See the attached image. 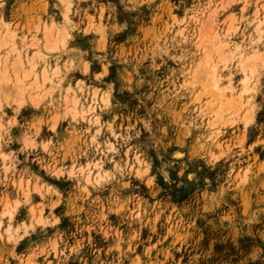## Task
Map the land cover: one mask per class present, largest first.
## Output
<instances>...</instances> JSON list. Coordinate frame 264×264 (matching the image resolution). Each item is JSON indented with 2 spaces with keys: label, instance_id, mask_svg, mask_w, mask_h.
<instances>
[{
  "label": "rangeland",
  "instance_id": "obj_1",
  "mask_svg": "<svg viewBox=\"0 0 264 264\" xmlns=\"http://www.w3.org/2000/svg\"><path fill=\"white\" fill-rule=\"evenodd\" d=\"M256 5H264V0L3 2L0 17L12 20L22 36L38 33L45 21L64 22L69 9V33L76 32L79 41L46 52L50 64L61 65V74L52 92L41 99V108L21 109L25 118L40 112L37 119L43 124L33 137L38 146L47 142L43 137L53 123L62 128L59 139L47 153L42 147L20 152L16 126L7 130L6 148L15 155V172L5 173L3 166L13 161L0 159V176L24 182L29 178L30 193L29 203L16 208L13 218L0 215V264H264V32L257 43L243 42L248 51L257 47L263 56L253 77L255 92L244 95H251L250 101L239 113L242 117L252 105L256 119L249 127L236 121L220 126L217 138L210 137L205 121L198 118L188 78L204 48L196 45L198 33L205 26L207 35L211 28L205 25L210 11L220 13L212 35L225 29L224 18L236 17L237 30L223 39L233 44L252 33L257 37L255 24H249ZM10 56L17 59L14 52ZM105 67L107 73L96 81ZM4 82L3 88L11 87ZM69 85L82 104L96 106L83 119L68 118L71 103L64 96ZM109 86L107 108L91 100L94 90L102 96ZM11 90L9 98L0 92V117L13 114L8 105L14 104L16 90ZM97 116L99 125L94 123ZM95 161L102 163L95 169L101 173L115 175V169H121L124 176L117 179L127 188L106 193L89 185L84 174L75 182L53 175L71 170L72 164L79 169ZM18 186L13 189L16 196L0 192V213L7 202L23 200ZM106 198L115 200L113 208L105 204ZM39 215L45 224L36 223ZM9 223L19 240H8L4 229ZM22 224L29 227L27 234Z\"/></svg>",
  "mask_w": 264,
  "mask_h": 264
},
{
  "label": "bare ground",
  "instance_id": "obj_2",
  "mask_svg": "<svg viewBox=\"0 0 264 264\" xmlns=\"http://www.w3.org/2000/svg\"><path fill=\"white\" fill-rule=\"evenodd\" d=\"M4 1L5 0H3V2ZM262 6L264 5H256V8H253L254 13H252L254 16L252 20L249 21V24H255L254 33L258 34L257 37H254L252 33L250 36H246L247 38L240 42L237 41L231 44L229 41H224L223 39L228 37L232 31H236V27L239 26L238 24V26H235V22L237 20L233 14H230L223 19L222 23H227L225 29L222 26L223 28L221 31L216 32L215 30V33L212 35L211 30L213 26L217 24V18H219L217 17V15L220 14L219 9L211 10L207 16V23H204L207 29L211 27L210 30L208 29L209 33L205 35V26L203 27V30H200L198 33L196 45L198 48H204L201 52V55H199L198 60L194 62L190 77H188L189 86L191 87V92L194 96L193 98L196 99L194 102L197 101L198 103V118L202 120V123L205 121L206 128L210 132V137L213 136L214 139L218 137L220 126L222 125L225 126L227 124H233L236 121L243 120L244 125L249 127L256 119L255 111L252 105H250L251 107L248 109L245 108L246 111L244 110L242 117H239V113L241 112L243 106L248 104L250 101V98L248 97H251V95L246 99H244V95L252 91L253 93L255 92L254 87L256 86L253 84L255 82L253 77L255 76L257 68L259 64L262 63L263 59L262 53L257 47H250L251 49L249 48L248 51L243 43L245 40H248L251 45L254 44L253 41L257 43L261 37V34L264 32V7ZM68 10L65 13H67ZM68 20H70L69 17ZM0 21L2 22L0 23V92L2 91L4 94H6L5 96L9 98L11 96L10 94L12 93H8V91L6 92L7 89H20L21 97H27L30 100L34 97L41 101V99L52 92L51 89L53 88V82L61 74V65L57 64L53 66L50 64L47 60L48 54L46 52L57 49L59 50L65 47V44L68 43L65 40L64 33L60 30V26L65 23V20L62 23L56 22L54 20H52L50 23L49 21H45L46 24L43 26H40V23L37 28L38 33L34 35L30 34V36L20 35L16 28V24L12 20L3 18L1 16ZM202 33H204V37L202 36ZM68 35L70 36L69 32ZM20 38L21 40H19ZM247 46H249V44ZM11 52L16 53L17 59L15 61L11 59ZM232 60H234V63L232 65H228L227 63ZM221 63H223L222 66H220ZM224 70L226 72H224ZM3 82L4 85L9 84L11 87L3 88L5 87L2 85ZM77 83L79 85L81 84L82 88L79 86V89L83 91L85 89L83 84L84 81L80 80ZM77 92L78 91H76L74 85H69L68 93L70 95L66 94L64 97L65 101L66 99L68 100L70 98L71 106H69V109L67 108V110L72 115L79 114V117L83 119L86 117L87 113L95 109L96 106L94 104H89L88 107H86L85 104H82L81 97ZM15 93L13 96L15 97V99H13L14 101H16L17 98ZM75 93H77V95H75ZM91 94L92 101L103 103L101 99L102 96L97 90H94V92ZM67 110L65 111V114L68 113ZM218 145L221 146V142ZM110 146H113V144L111 143ZM176 154L181 155L182 153L178 151ZM97 164H99V167H97ZM100 166H102V163L99 161L89 162L85 166L80 167L85 169V172L81 174L85 175V179L87 181L91 180L93 177L98 179L96 173L100 171H95V169L100 168ZM4 167L6 168L8 165H4L3 168ZM27 181L28 182L23 181V187H21L20 184L18 187L22 189L21 192L24 191V194L27 193L29 195V178ZM35 185L37 186L36 188H39L37 184ZM15 201L16 199L14 200L13 204L7 202L6 208L2 211V213H0L2 217L6 216L5 213L11 212L12 214L10 217L8 216V218H13L14 211H12V209L17 208ZM30 211L34 212V210ZM33 214H35V212ZM41 219L44 220L42 215L36 217V220ZM9 221H11V219ZM2 223V219H0V227ZM24 225L22 224L21 226ZM9 229H11L13 234V227L10 223L7 225L6 229H4L8 235Z\"/></svg>",
  "mask_w": 264,
  "mask_h": 264
},
{
  "label": "snow or ice",
  "instance_id": "obj_3",
  "mask_svg": "<svg viewBox=\"0 0 264 264\" xmlns=\"http://www.w3.org/2000/svg\"><path fill=\"white\" fill-rule=\"evenodd\" d=\"M67 7H71V4L66 5ZM0 7H3V0H0ZM264 7V6H262ZM64 20L65 23L60 26V30L64 33L65 40L68 42L65 44L66 48H71L74 43L79 41V37L76 32H73L71 36L68 35L69 31H72L73 25L70 20H68L67 13L64 15ZM255 43V41H253ZM81 46H86L81 42ZM82 55V54H81ZM82 71L85 73L88 72V65L84 64L82 65ZM108 69L105 67L104 71H101L99 75L95 76L96 81H101L102 78L105 76L107 73ZM203 75V74H202ZM246 82V81H245ZM9 93H11V89H7ZM99 91V89H97ZM20 89L16 90V101L14 104H9L8 107L12 109V115L8 116L7 114L3 115L0 117V159L4 161L12 160L13 164L9 165L4 169L5 173H8L10 170L14 173L15 172V155L11 152H8V149L6 148V145L10 142L8 138V129H11L13 125L16 126V131L19 133L18 135V141L22 145L19 149L20 152H25L26 150L29 149H37L38 147H42L43 151L47 153L49 151V145H52L54 140H58L60 137V134L62 132L61 129H57L54 125V123L50 127V131H48L43 139H45L47 142L44 143L43 145H37L35 139L33 138L36 135V132L38 131V124H43L42 120H38L37 118L40 116V112H36L33 117L31 118H25L24 116L21 115V109L24 108H41L42 104L41 101L37 100L36 98H32L29 100L27 97H21L20 96ZM112 92L111 86H109L108 91L104 92L101 99L103 101V105L105 108L108 107L109 101L108 97ZM261 104L264 105V91L261 92ZM44 103L46 104L47 101L45 100ZM3 106L0 105V111H3ZM17 116H20V120H17ZM69 119L76 121L79 118V114L71 115L68 117ZM57 119H60V117H57ZM93 122V121H89ZM95 124L99 125L100 124V118L97 116L94 121ZM48 136H53L52 140L47 139ZM95 139V138H93ZM261 145L264 146V141H261ZM109 152L115 151V149L109 147L107 149ZM7 153V154H5ZM97 167H99V164H97ZM111 167V165H110ZM26 171V169L24 170ZM85 169L84 168H76L75 164L71 165V170H66V171H55L53 172L54 176L62 177L64 180H71L73 182L76 181L78 176L81 173H84ZM115 175L110 174L109 172H103L102 174L100 172H97L96 175L98 179L95 181L88 180L87 183L91 185L93 188H105V192H113V191H118L119 188H127V184L120 185L119 180L117 177H123L124 173L121 169L116 168L115 169ZM8 180V187L4 186V181ZM19 183L21 187H23V180L22 179H17L14 176L10 179L8 176H0V192L4 191H9L11 195L16 196L17 193L13 191L15 185ZM151 183V181H149ZM36 192H40V189H34ZM51 191V189H49ZM83 192L87 193L88 188L82 189ZM16 207L19 208L22 204L27 205L29 203V195L26 193L24 195L23 200H20L19 198L16 199L15 201ZM105 204L109 205V208H113L115 206V200L111 198H106L105 199ZM53 208H55V204L52 205ZM12 211H15V209H12ZM61 212H63V209H60ZM11 212L5 213L6 216H11ZM106 219V216H102L101 220ZM59 221L53 220L52 223H58ZM37 224L43 225L46 222L44 220H37ZM33 231L35 229H32ZM17 232L20 231V229H16ZM29 231V227H24V233L27 234ZM9 235H8V240L14 242L15 240H19L21 237L20 236H13L11 229L8 230ZM76 249L73 248V252H75Z\"/></svg>",
  "mask_w": 264,
  "mask_h": 264
}]
</instances>
